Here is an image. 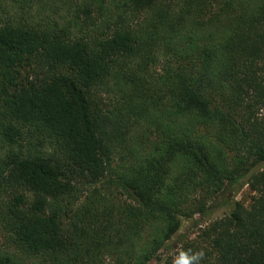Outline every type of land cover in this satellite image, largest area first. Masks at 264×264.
<instances>
[{"label": "trees", "instance_id": "obj_1", "mask_svg": "<svg viewBox=\"0 0 264 264\" xmlns=\"http://www.w3.org/2000/svg\"><path fill=\"white\" fill-rule=\"evenodd\" d=\"M263 107L264 0H0V264H158L243 178L178 264H264Z\"/></svg>", "mask_w": 264, "mask_h": 264}, {"label": "rangeland", "instance_id": "obj_2", "mask_svg": "<svg viewBox=\"0 0 264 264\" xmlns=\"http://www.w3.org/2000/svg\"><path fill=\"white\" fill-rule=\"evenodd\" d=\"M95 100L98 102L97 98H95ZM258 115L264 116V107L259 110ZM151 138L153 139V136H151ZM4 152V147H1L0 145V156H3ZM256 168H264V162L259 164ZM245 179L246 178H243L240 182H245ZM240 182L231 189L224 188L212 201L207 202L206 208L208 207V209L205 216H198V213H196L193 214L191 218H182L176 234L170 238L167 242V246H164L158 251L160 260L158 264H165L166 261H169L170 264H178L181 260V252L185 244L191 242L199 243V241L202 240V229L213 220L222 217L229 212L234 202L239 201L248 206L254 193L250 190L248 184H240ZM18 193H20V189L17 185L6 187L2 184L0 186V211L3 207V202ZM194 221H198V224L193 226ZM10 250L11 248L5 240L4 230L0 224V251L4 252ZM29 262L30 261L28 260V263Z\"/></svg>", "mask_w": 264, "mask_h": 264}]
</instances>
